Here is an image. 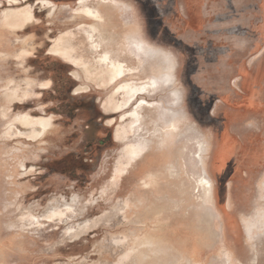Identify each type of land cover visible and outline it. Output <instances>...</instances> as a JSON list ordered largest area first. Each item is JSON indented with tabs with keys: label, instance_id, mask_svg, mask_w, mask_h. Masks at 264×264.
I'll list each match as a JSON object with an SVG mask.
<instances>
[{
	"label": "rangeland",
	"instance_id": "rangeland-1",
	"mask_svg": "<svg viewBox=\"0 0 264 264\" xmlns=\"http://www.w3.org/2000/svg\"><path fill=\"white\" fill-rule=\"evenodd\" d=\"M101 1L85 2L103 16L95 38L138 67L127 78L148 77L164 54L177 68L174 138L159 109H141L158 136L126 165L119 124L108 126L122 115L104 111L113 87L51 49L69 34L71 52L95 60L80 0H0V264H264V0H109L124 13ZM31 3V25L12 27L7 15ZM129 35L155 57L139 62ZM24 114L48 117L49 131L29 136ZM195 135L208 146V200Z\"/></svg>",
	"mask_w": 264,
	"mask_h": 264
},
{
	"label": "bare ground",
	"instance_id": "bare-ground-1",
	"mask_svg": "<svg viewBox=\"0 0 264 264\" xmlns=\"http://www.w3.org/2000/svg\"><path fill=\"white\" fill-rule=\"evenodd\" d=\"M87 1L88 0H80L82 5L77 8L76 14L84 16L87 19L91 20V23H89L88 26L81 27L82 31L87 36V40L89 41L92 52L97 53V55L95 56V60L84 61L77 55H74L71 52L72 40H70L69 37L67 38L69 34H65L62 37V40L64 41L62 43H59L57 41L55 46L51 49H53L54 52H63V54L66 55V57L73 61L75 64H77V66L83 65L80 67L84 68V72L86 73L87 78L91 79V81L94 80L96 83H98V85H102L103 87H105V89L113 87L110 91V95H108L109 98L105 104L104 111L106 110L105 114L107 115L121 114L122 123L127 120L129 121L126 127H122V123H120L118 120H116L115 117L112 116L114 120L113 122L110 121L111 123L108 124V126L111 127H115L119 124L116 129V142H123L121 144L126 145V153L128 155L127 158H129V160L128 162L126 161L127 163L125 164L129 165L133 160L145 156V154L148 152L151 141L148 134L151 133L152 135L158 136L156 128L153 132L149 130L146 131L144 129L142 123L143 117L140 113L141 109H159L158 115L160 120L162 121V126H160L161 130L166 129L165 133L167 134V136H169V133L170 136L174 135V123L177 115L176 107L178 105H182L181 95L178 89L174 87L175 81L173 80V78L175 77L174 74L176 73V69L174 73L173 61L166 54H164V57H160V60L163 62V64L159 68H156V70H153V72L148 77L138 78L139 80L127 78L128 76L131 77L132 75H134L138 67H135L134 65L128 63L127 59L121 58L123 57L122 55L121 57L117 55L113 56L109 53L108 50L102 48V44L101 42H99L100 40H97L98 37H96L97 35L95 34V32L98 31V22L103 21V16L101 15V11L99 9L87 5L85 3ZM101 2H103V4L112 3L114 5H117L118 9H120L123 13L125 10H127L128 7V5H120L117 2H110L109 0H103ZM40 7L42 8V10L47 9L50 15L55 10V7L49 2H42ZM35 8V5L31 3L22 11L17 10V13L8 14V12L7 18H10L11 16L13 17V19L9 22L10 25L21 30L27 29L29 24L35 19ZM9 18L7 19L8 21ZM126 42L130 52L137 60L139 59V62L143 63L145 61L143 57H147V59H153V57H155V52L153 50L156 49L152 50L149 46V43H146L145 40H141L134 35H129L126 38ZM88 86L89 85L78 86L75 90V95L83 89L88 88ZM163 90H168L169 92V95H167V104L160 100L148 98L150 96H153L154 92ZM179 108L180 107H178V109ZM19 121L25 127L31 129L30 131L28 130L27 133L29 136H32L34 138L43 136L46 131H49L52 125V122L48 117L32 119L28 114H24L19 117ZM193 138L197 147V162L199 166L201 165V169H199L198 174V183L202 189L204 198L208 200L212 196V190H214L213 181L205 167L204 161V156L208 151V146L205 140H203L199 135H195ZM188 139L190 138L188 137ZM126 167L127 166H124L121 170L124 171ZM118 176L120 175L118 174ZM63 214V212L60 213V215Z\"/></svg>",
	"mask_w": 264,
	"mask_h": 264
},
{
	"label": "flooded vegetation",
	"instance_id": "flooded-vegetation-1",
	"mask_svg": "<svg viewBox=\"0 0 264 264\" xmlns=\"http://www.w3.org/2000/svg\"><path fill=\"white\" fill-rule=\"evenodd\" d=\"M175 78H177V68H176Z\"/></svg>",
	"mask_w": 264,
	"mask_h": 264
}]
</instances>
